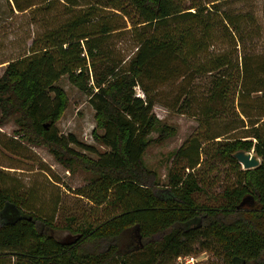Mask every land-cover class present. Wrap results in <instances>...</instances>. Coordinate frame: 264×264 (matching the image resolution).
Segmentation results:
<instances>
[{"label": "trees", "instance_id": "16d2710c", "mask_svg": "<svg viewBox=\"0 0 264 264\" xmlns=\"http://www.w3.org/2000/svg\"><path fill=\"white\" fill-rule=\"evenodd\" d=\"M225 1L13 0L17 10L49 18L0 74V126L13 119L23 145H44L66 169L90 172L73 192L92 202L95 216L72 224L71 215L65 227L75 239L58 238L51 231L58 199L50 215L34 209L35 189L0 163V264H171L213 245L221 264H264V51H246V37L258 35L254 16L226 9ZM118 31L134 43L126 59L109 43ZM220 40L231 49L215 52ZM63 74L89 95L92 135L107 146L97 157L71 144L93 145L57 129ZM205 74L211 84L198 92L195 79ZM169 83H176L174 99L162 103L197 115L200 130L177 148L178 162L161 182L143 154L152 140L174 133L153 111ZM238 149H253L261 163L242 168ZM202 153L235 164L215 202L198 198L206 192ZM131 227L140 242L123 249Z\"/></svg>", "mask_w": 264, "mask_h": 264}, {"label": "rangeland", "instance_id": "374dc122", "mask_svg": "<svg viewBox=\"0 0 264 264\" xmlns=\"http://www.w3.org/2000/svg\"><path fill=\"white\" fill-rule=\"evenodd\" d=\"M56 5L60 9L63 8L59 3ZM222 6L226 9L247 11L253 14L258 35L246 37V51H264V0H227L222 3ZM47 18H49L48 13L43 10L25 9L20 11L14 7L13 0H0V74L7 59L16 57L26 50L35 33L47 24ZM109 43L125 59L134 50V43L127 32L113 33L109 38ZM212 48L215 52L218 48L231 49L225 40L215 42ZM238 50L241 54L239 45ZM98 64L100 65V63ZM210 79V74L198 76L195 79L196 90L198 92L205 90L211 84ZM57 83L64 89L66 95L64 110L56 122L57 129L64 134L73 132L82 142L93 145L94 151L75 143L71 144L75 148L87 152L90 156L97 157L99 152L107 149V146L92 135L95 118L94 108L88 100V93L72 83L67 74H63ZM135 89L137 93L143 95L139 87ZM175 89L176 83L162 85L156 95L159 101L153 106V111L160 118L161 124L172 126L174 133L163 140H152L143 154L144 164L155 170L161 182L166 181L169 167L178 162L177 148L186 141L189 135L200 130L197 115L181 112L176 107H169L162 103L163 101L171 102L174 99ZM217 105L221 106L219 102ZM15 127L13 119H9L0 126V163L2 167L8 169L10 175L14 179L20 180L24 187L29 186L35 189L32 199L34 209L50 215L54 200L58 199L53 217L54 226L51 231L58 238H72L75 234L65 227L71 215H75L72 224L84 219H92L95 216L92 202L73 192L74 188L89 182L91 173L77 165L73 170L66 169L44 145H29L27 143L23 145L13 133ZM98 131L102 130L98 129ZM150 135L156 137L158 132L152 131ZM201 158L203 161L199 167L198 175L206 192L199 193L198 198L201 201L215 202L212 195H218L224 186L231 183L235 164L228 159L212 158L204 153ZM179 162L182 163L183 160ZM139 242L140 238L134 228L131 227L123 232L121 237L123 249L135 247ZM220 250L221 248L213 245L212 248L193 251L192 254L196 256L197 260L194 264H221ZM171 264H176V261L173 260Z\"/></svg>", "mask_w": 264, "mask_h": 264}, {"label": "water", "instance_id": "95a60500", "mask_svg": "<svg viewBox=\"0 0 264 264\" xmlns=\"http://www.w3.org/2000/svg\"><path fill=\"white\" fill-rule=\"evenodd\" d=\"M233 156L238 160L242 168H251L261 163L260 156H258L253 151V149L252 150L238 149L233 152ZM74 236L72 238L75 239Z\"/></svg>", "mask_w": 264, "mask_h": 264}, {"label": "built area", "instance_id": "2783aa9c", "mask_svg": "<svg viewBox=\"0 0 264 264\" xmlns=\"http://www.w3.org/2000/svg\"><path fill=\"white\" fill-rule=\"evenodd\" d=\"M195 261L197 260L194 254H182L176 258L177 264H193Z\"/></svg>", "mask_w": 264, "mask_h": 264}]
</instances>
